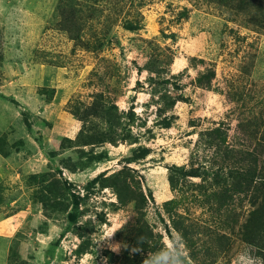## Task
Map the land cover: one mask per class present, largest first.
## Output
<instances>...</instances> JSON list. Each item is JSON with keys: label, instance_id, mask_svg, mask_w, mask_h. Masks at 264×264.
<instances>
[{"label": "rangeland", "instance_id": "374dc122", "mask_svg": "<svg viewBox=\"0 0 264 264\" xmlns=\"http://www.w3.org/2000/svg\"><path fill=\"white\" fill-rule=\"evenodd\" d=\"M60 2L0 0V222L9 218L12 233L0 239V261L120 264L113 261L132 246L138 215L134 203L121 205L95 177L127 164L152 192L146 218L164 235L163 248L144 253L141 264H264V220L251 241L243 232L255 209L253 190L218 207L214 181L187 176L176 191L169 183L170 167L215 169L229 148L256 154L264 167V2L77 0L84 4L80 39L64 29L71 23L62 20ZM141 19L140 30L124 27ZM171 53L170 80L151 88L147 64ZM209 68L215 78L199 85ZM156 89L176 101L166 111L170 127L159 123L157 104L165 103ZM98 93L126 113L133 108L140 143L82 145V130L110 128L100 117L82 119ZM213 127L227 132L220 153L206 143ZM120 131L115 126L112 135ZM139 144L147 157L127 163ZM233 154L227 164L236 169ZM54 178L70 181L78 206L72 197L52 200L46 190ZM171 199L178 204L164 205ZM176 212L191 225L192 247L166 231Z\"/></svg>", "mask_w": 264, "mask_h": 264}, {"label": "trees", "instance_id": "16d2710c", "mask_svg": "<svg viewBox=\"0 0 264 264\" xmlns=\"http://www.w3.org/2000/svg\"><path fill=\"white\" fill-rule=\"evenodd\" d=\"M262 1L264 2V0ZM83 6L84 4L78 3L77 0H61L59 6L62 20L65 23H71V26L68 27L63 25L64 29L77 39L82 38L80 27L77 24V15L80 11H82L81 8ZM124 27L133 32L140 30L142 28V19L139 21L126 20ZM170 36L174 40L177 37L175 33H171ZM169 56V59L164 62L162 60H158V62H149L147 64L151 88H153L155 84H166L167 81L170 80L167 77V74H169L168 72L170 71L169 68L171 62L173 61V54L171 53ZM215 76V70L209 68L207 72L200 75L196 81L199 85L210 86V83ZM153 93H161L160 97H162V100L165 103L164 107L163 105L159 106V104H157V112L158 115H160L159 123L165 125L166 127H170L172 125L171 116H168L166 111L173 109L176 101H171L170 96L160 89H156ZM94 97L95 99L92 104L86 107L82 119L84 118V120H86L90 116L100 117L101 119H106L110 128L109 131L103 130L102 132L97 133L96 131L93 133L82 130V145H97L105 144L106 142H112L113 144H117L119 142H126L129 144L140 143L138 141V136H134L138 134H134L133 126L131 124V121H134L133 108L126 113V111L119 108V105L114 99H107L103 93L95 94ZM162 111L165 112L163 113ZM126 118L128 121H123ZM115 126L121 128V131L116 135H112V131ZM90 129L91 128H88V130ZM204 134H206V143L210 147H216L218 153H220L222 150L219 145L220 142H224L225 144L227 143V132H225L221 127H213L211 129H207ZM81 136L79 137L81 138ZM232 151H234L233 155H235L237 160L239 157V160L234 163H241V166L236 169L229 168L230 165L227 164V161L232 160ZM238 151L242 157L239 156L240 154L234 148H229L227 151H224L222 153L223 166L215 169H213L215 164H203L200 167L191 169H186L184 166H175L177 171H174V169L170 167L169 183L171 189L176 191L179 189L181 182H183V178H186L187 176L201 177L202 180H210L212 183L214 181L215 186L220 188L219 192H216L215 198L218 207H223L228 202L230 203L233 201L236 196L253 190L254 194L252 195V199L255 209L252 210L251 216L244 225L243 231L248 234L246 239L249 242L252 239L251 237L255 235L256 230L262 228V222L264 220V167L261 168V166H259V158L256 154L251 155L252 152L248 151L249 153L247 154H250L251 156H245L243 152L241 153V150ZM147 155V148L142 144H139L133 148L132 155L128 158L129 161H127V163L131 164V162H138L146 158ZM246 161L250 164H244ZM65 167L71 171H76V167L69 165H66ZM226 170L228 171L225 173ZM134 174L135 170H132L129 165L125 164L122 168L115 170L112 173H108L107 170H103L95 177L101 188H111L115 192L116 198L121 205L134 203L135 211L138 215L137 230L132 240V246L125 250L121 256H116L113 261L117 263L120 261V264H141L143 260L146 259L143 255L144 253H156L162 249L164 245L163 233H155L154 226H152L146 218V208L148 207L149 201L153 199V194L150 190L148 192L145 191L139 180L135 178ZM37 175L38 174H32L31 178L36 179L38 177ZM70 184V181L67 179L62 181L59 178H54L53 183L50 184L46 191L53 196L52 200L61 197H65L67 200L69 197L75 198L74 204L78 206L79 201L76 200V192ZM260 199L262 200L259 202ZM61 204L64 203L61 202ZM171 204L177 205L178 200L171 199L164 202V205L166 206ZM171 217V226L165 223V228L169 237L172 235V228L180 234L190 247L194 246L195 239L193 237V233L191 232V225L186 223L185 216L176 212V215L172 214ZM190 255L192 258L195 257V253L193 252H191ZM180 257L183 258V256Z\"/></svg>", "mask_w": 264, "mask_h": 264}, {"label": "crops", "instance_id": "0c3cea01", "mask_svg": "<svg viewBox=\"0 0 264 264\" xmlns=\"http://www.w3.org/2000/svg\"><path fill=\"white\" fill-rule=\"evenodd\" d=\"M17 215V214H16ZM9 219V218H8ZM8 219L3 220L2 222H0V239H6L8 240V238L11 236L12 233H8V227H10V224L8 223ZM0 264H6L3 261H0Z\"/></svg>", "mask_w": 264, "mask_h": 264}]
</instances>
